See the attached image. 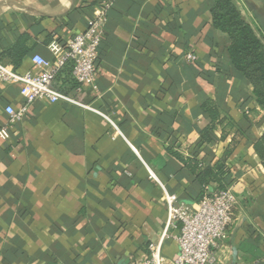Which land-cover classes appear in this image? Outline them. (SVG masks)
<instances>
[{
	"label": "crops",
	"instance_id": "crops-1",
	"mask_svg": "<svg viewBox=\"0 0 264 264\" xmlns=\"http://www.w3.org/2000/svg\"><path fill=\"white\" fill-rule=\"evenodd\" d=\"M264 40V0H234ZM110 3L96 62L97 93L89 85L63 89L90 109L63 101L18 111L17 85L0 84V264H130L160 243L167 212L163 191L149 173L195 208L203 196L229 189L237 199L216 264H264V166L254 150L264 134V109L252 86L234 75L213 27L212 0H0V62L23 38L19 74L32 57L53 61L52 43L65 46ZM194 61H187L186 54ZM14 68V67H13ZM218 111L211 141L202 105ZM108 117L124 139L100 114ZM229 175L204 190L171 155L205 167L222 159ZM180 223L161 244L173 262Z\"/></svg>",
	"mask_w": 264,
	"mask_h": 264
},
{
	"label": "built area",
	"instance_id": "built-area-1",
	"mask_svg": "<svg viewBox=\"0 0 264 264\" xmlns=\"http://www.w3.org/2000/svg\"><path fill=\"white\" fill-rule=\"evenodd\" d=\"M110 6V3H103L86 30L74 35L65 46L52 43L49 51L53 56V61L34 56L31 59L34 69L23 74H19L13 67L0 62V84L17 85L24 96V104L18 111L11 106L4 109L9 125L13 126L20 122L30 106L37 101L47 103L63 101L90 109L72 97L61 93L55 86V81L63 69L70 66V77L77 84L76 91L80 92L84 85H89L92 91L97 93L96 62L105 34L106 14ZM185 58L187 61L195 60L190 53L186 54ZM100 116L114 128L112 137L117 135L124 139L108 117L102 114ZM149 175L163 191L167 212L166 222L160 243L148 248L149 254L145 260L130 264H216L215 250L218 244L227 238L233 223V210L237 203L233 192L226 189L204 196L195 208H190L179 203L175 195L167 193L153 174L149 173ZM175 222L180 223V233L177 238L179 253L173 262L167 263L161 255V244L167 236L168 229L173 227Z\"/></svg>",
	"mask_w": 264,
	"mask_h": 264
},
{
	"label": "trees",
	"instance_id": "trees-1",
	"mask_svg": "<svg viewBox=\"0 0 264 264\" xmlns=\"http://www.w3.org/2000/svg\"><path fill=\"white\" fill-rule=\"evenodd\" d=\"M212 3L213 27L226 35L222 49L229 61L230 69L234 75L243 77L252 86L256 104L264 109V40L258 34L257 29L243 17L234 0H212ZM23 43L24 40L21 38L8 54L14 69L19 67L21 58L24 56ZM60 78L65 80L64 84L67 83L71 90L77 88V84L70 77V66L63 69L57 77V79ZM59 91L67 95L63 89ZM201 107L211 121L200 135L202 144H208L211 141L210 133L216 126L218 111L210 102H205ZM231 150L228 148L222 159L211 167L201 165L196 158L184 159L179 154L171 151L170 153L183 164L203 190L209 182L218 184L222 190L224 189L221 186L222 181L229 175L225 162ZM254 150L264 166V134L255 143ZM203 197V192H201L199 200L201 201Z\"/></svg>",
	"mask_w": 264,
	"mask_h": 264
},
{
	"label": "rangeland",
	"instance_id": "rangeland-1",
	"mask_svg": "<svg viewBox=\"0 0 264 264\" xmlns=\"http://www.w3.org/2000/svg\"><path fill=\"white\" fill-rule=\"evenodd\" d=\"M250 23V22H249ZM252 26H254L252 23H250Z\"/></svg>",
	"mask_w": 264,
	"mask_h": 264
}]
</instances>
